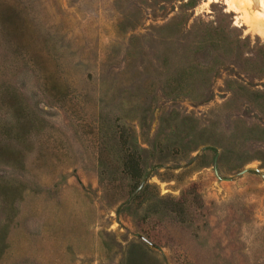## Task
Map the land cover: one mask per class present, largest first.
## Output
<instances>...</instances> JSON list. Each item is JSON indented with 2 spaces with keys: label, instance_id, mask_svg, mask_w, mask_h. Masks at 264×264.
<instances>
[{
  "label": "rangeland",
  "instance_id": "obj_1",
  "mask_svg": "<svg viewBox=\"0 0 264 264\" xmlns=\"http://www.w3.org/2000/svg\"><path fill=\"white\" fill-rule=\"evenodd\" d=\"M255 14L247 0H0V264H264ZM124 141L147 177L138 198ZM170 196L178 214L154 206Z\"/></svg>",
  "mask_w": 264,
  "mask_h": 264
},
{
  "label": "trees",
  "instance_id": "obj_2",
  "mask_svg": "<svg viewBox=\"0 0 264 264\" xmlns=\"http://www.w3.org/2000/svg\"><path fill=\"white\" fill-rule=\"evenodd\" d=\"M127 144L128 142L124 141V154L121 158L122 173L126 178H130L137 183L135 187L136 190L144 176L141 165L142 157L138 149H135L134 151H129ZM144 190H141L142 192L136 197L138 198L139 196H141ZM164 205L168 206L169 212L178 214V212H180V210L182 209L183 202L180 199H175L170 196V198H160L154 206L164 207Z\"/></svg>",
  "mask_w": 264,
  "mask_h": 264
},
{
  "label": "crops",
  "instance_id": "obj_3",
  "mask_svg": "<svg viewBox=\"0 0 264 264\" xmlns=\"http://www.w3.org/2000/svg\"><path fill=\"white\" fill-rule=\"evenodd\" d=\"M49 233L47 234H41V236H48ZM42 237V238H43ZM33 240H38L39 237H37L36 235L31 236L30 237ZM40 238V239H42ZM12 239V238H11ZM52 239V237H51ZM37 245V243L35 242L33 244V246L35 247ZM51 248L55 247L56 244L55 243H49L48 244ZM34 251V250H33ZM20 255V254H19ZM29 258H31L32 260H34L37 264H73L71 261V257L67 256L66 258H62L61 260L59 259V257L54 254V253H50V254H37L32 252V254H29ZM84 258L83 254H78V259L81 260ZM88 258V256H87ZM78 260V262H79ZM80 264V263H79Z\"/></svg>",
  "mask_w": 264,
  "mask_h": 264
},
{
  "label": "bare ground",
  "instance_id": "obj_4",
  "mask_svg": "<svg viewBox=\"0 0 264 264\" xmlns=\"http://www.w3.org/2000/svg\"><path fill=\"white\" fill-rule=\"evenodd\" d=\"M247 1L250 4V6L254 8V11L256 13L255 15L260 19L264 20V0H247ZM229 4H232V2H230Z\"/></svg>",
  "mask_w": 264,
  "mask_h": 264
},
{
  "label": "water",
  "instance_id": "obj_5",
  "mask_svg": "<svg viewBox=\"0 0 264 264\" xmlns=\"http://www.w3.org/2000/svg\"><path fill=\"white\" fill-rule=\"evenodd\" d=\"M146 181H147V177L144 178V180L142 181V183L140 184V186L137 188V190L133 193V195L131 196V198L134 197L143 188V186L145 185Z\"/></svg>",
  "mask_w": 264,
  "mask_h": 264
}]
</instances>
